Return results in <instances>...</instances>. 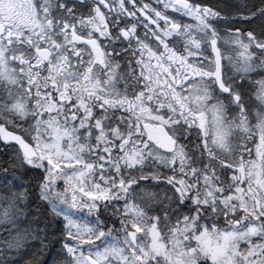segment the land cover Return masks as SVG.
<instances>
[{"label": "snow or ice", "instance_id": "obj_1", "mask_svg": "<svg viewBox=\"0 0 264 264\" xmlns=\"http://www.w3.org/2000/svg\"><path fill=\"white\" fill-rule=\"evenodd\" d=\"M0 264H264V0H0Z\"/></svg>", "mask_w": 264, "mask_h": 264}, {"label": "trees", "instance_id": "obj_2", "mask_svg": "<svg viewBox=\"0 0 264 264\" xmlns=\"http://www.w3.org/2000/svg\"><path fill=\"white\" fill-rule=\"evenodd\" d=\"M207 3L218 4L224 10H228V6L235 2V0H205Z\"/></svg>", "mask_w": 264, "mask_h": 264}]
</instances>
